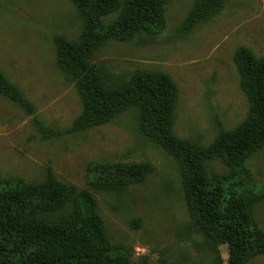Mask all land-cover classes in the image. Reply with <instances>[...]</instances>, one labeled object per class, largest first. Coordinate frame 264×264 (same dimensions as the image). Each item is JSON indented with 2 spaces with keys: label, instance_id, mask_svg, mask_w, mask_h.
<instances>
[{
  "label": "rangeland",
  "instance_id": "rangeland-1",
  "mask_svg": "<svg viewBox=\"0 0 264 264\" xmlns=\"http://www.w3.org/2000/svg\"><path fill=\"white\" fill-rule=\"evenodd\" d=\"M194 2L167 0L165 27L151 41L104 39L89 61L109 86L140 70L168 74L178 87L173 133L206 147L249 112L233 56L238 47L264 55V0H227L211 18L185 31ZM84 25L71 0H0V71L35 110L29 114L0 96L1 176L40 183L50 169L57 180L82 188L92 162L149 163L142 182L117 193L94 192L110 242L139 264H227V246H215L189 216L179 163L141 133L138 109L74 133L42 132L69 128L83 110L74 80L59 64L55 38L76 42ZM244 164L264 189V145ZM207 166L221 174L228 170L218 160ZM253 217L264 231V198L254 205ZM246 264H264V255Z\"/></svg>",
  "mask_w": 264,
  "mask_h": 264
},
{
  "label": "trees",
  "instance_id": "trees-1",
  "mask_svg": "<svg viewBox=\"0 0 264 264\" xmlns=\"http://www.w3.org/2000/svg\"><path fill=\"white\" fill-rule=\"evenodd\" d=\"M85 25L72 42L55 38L61 68L72 78L83 102L82 112L64 130L69 134L110 122L124 110L139 111L141 133L177 160L188 213L215 246L226 245L227 264H246L264 255V231L253 207L264 198L245 167L246 159L264 145V55L238 47L233 56L240 88L249 103L247 116L232 130H221L206 147L173 133L178 87L162 71H136L118 85H107L89 58L96 43L151 41L166 24L167 0H71ZM227 0H195L182 28L190 31L208 20ZM117 12L107 25L102 19ZM0 96L27 113L35 112L22 91L0 71ZM221 161L227 172L207 166ZM149 163L92 162L85 186L61 182L50 169L40 183L0 174V264H139L130 252L110 242L99 214L96 191L121 192L140 183Z\"/></svg>",
  "mask_w": 264,
  "mask_h": 264
}]
</instances>
